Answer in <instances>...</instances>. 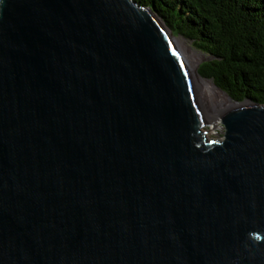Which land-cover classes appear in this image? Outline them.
Returning <instances> with one entry per match:
<instances>
[{"label": "water", "instance_id": "water-1", "mask_svg": "<svg viewBox=\"0 0 264 264\" xmlns=\"http://www.w3.org/2000/svg\"><path fill=\"white\" fill-rule=\"evenodd\" d=\"M173 37L135 0H0V264H264V104L198 63L205 112Z\"/></svg>", "mask_w": 264, "mask_h": 264}, {"label": "trees", "instance_id": "trees-1", "mask_svg": "<svg viewBox=\"0 0 264 264\" xmlns=\"http://www.w3.org/2000/svg\"><path fill=\"white\" fill-rule=\"evenodd\" d=\"M203 54L202 76L264 104V0H135Z\"/></svg>", "mask_w": 264, "mask_h": 264}, {"label": "bare ground", "instance_id": "bare-ground-1", "mask_svg": "<svg viewBox=\"0 0 264 264\" xmlns=\"http://www.w3.org/2000/svg\"><path fill=\"white\" fill-rule=\"evenodd\" d=\"M164 28L166 29L165 26ZM166 30L168 31L169 29L167 28ZM172 40L175 43V45L178 47V49L181 51L187 62V65L189 67L192 76V80L195 86L197 87V92H198L197 95L199 97L203 110L207 112L208 110L207 108H209L208 105L211 97L220 98L223 103L231 104L230 101L227 99V97H225V95L221 91H219L210 81H207L199 77L195 73V68L199 60V54L194 52L191 49V47L188 46L182 39L178 37L177 38L173 37ZM210 125L211 127H214V128H210V131H213L214 129H221V122H217V120L214 119L211 120Z\"/></svg>", "mask_w": 264, "mask_h": 264}, {"label": "rangeland", "instance_id": "rangeland-1", "mask_svg": "<svg viewBox=\"0 0 264 264\" xmlns=\"http://www.w3.org/2000/svg\"><path fill=\"white\" fill-rule=\"evenodd\" d=\"M174 33V32H173ZM174 35H176L175 33H174ZM178 38H180V39H182L188 46H190L191 47V49L194 51V52H196L197 54H199V60H198V63L199 64H201V62L204 60V57H203V54L201 53V52H199L192 44H191V42H189L187 39H185L184 37H182V36H178V35H176ZM213 101H221V99L220 98H214V97H211L210 98V101H209V108H207L208 110H211V104L213 103ZM222 102V101H221ZM207 110V111H208ZM208 127V128H207ZM210 128H214V127H211V125H207L206 126V128L205 129H210ZM211 136V135H210Z\"/></svg>", "mask_w": 264, "mask_h": 264}, {"label": "built area", "instance_id": "built-area-1", "mask_svg": "<svg viewBox=\"0 0 264 264\" xmlns=\"http://www.w3.org/2000/svg\"><path fill=\"white\" fill-rule=\"evenodd\" d=\"M206 131H207V137L210 140L223 141L225 139L224 127L222 123H221V129H214L213 131H210V129H206Z\"/></svg>", "mask_w": 264, "mask_h": 264}]
</instances>
